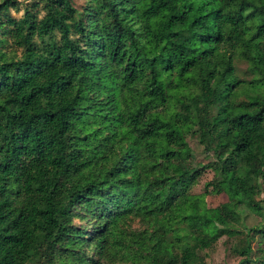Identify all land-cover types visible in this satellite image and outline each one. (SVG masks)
I'll return each mask as SVG.
<instances>
[{"label": "trees", "instance_id": "1", "mask_svg": "<svg viewBox=\"0 0 264 264\" xmlns=\"http://www.w3.org/2000/svg\"><path fill=\"white\" fill-rule=\"evenodd\" d=\"M208 170L227 200L201 208ZM221 240L264 264V0H0V264H214Z\"/></svg>", "mask_w": 264, "mask_h": 264}, {"label": "rangeland", "instance_id": "2", "mask_svg": "<svg viewBox=\"0 0 264 264\" xmlns=\"http://www.w3.org/2000/svg\"><path fill=\"white\" fill-rule=\"evenodd\" d=\"M24 1V0H23ZM74 3L77 6H81L85 3V0H74ZM191 146L194 150V155L185 161L184 165L187 168H194L198 165L206 164L211 157H209L205 152L202 145L199 144L197 138L192 135L187 136ZM213 173L208 170L203 177L200 179V182L195 186L194 192L196 193L195 202L201 208L216 206L227 200L226 195H216V194H205L204 193V184L206 181L212 178ZM209 260L214 264H227L228 262L237 263L236 259H233L227 255L226 245L223 240L219 242L217 247L210 252Z\"/></svg>", "mask_w": 264, "mask_h": 264}]
</instances>
